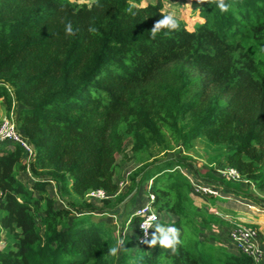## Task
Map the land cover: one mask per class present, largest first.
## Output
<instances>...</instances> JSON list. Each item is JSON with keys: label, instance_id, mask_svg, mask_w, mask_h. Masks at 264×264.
<instances>
[{"label": "trees", "instance_id": "obj_1", "mask_svg": "<svg viewBox=\"0 0 264 264\" xmlns=\"http://www.w3.org/2000/svg\"><path fill=\"white\" fill-rule=\"evenodd\" d=\"M80 1L0 0V98L34 151L26 161L20 145L0 143L1 226L11 238L0 264H116L114 226L101 218H116L144 188L159 215L174 216L158 223L178 228L182 243L175 253L148 248L133 215L137 232L118 264H256L201 240L228 221L198 206L187 167L206 139L218 167L243 178L198 175L221 191L209 199L225 208L232 196L253 204L250 188L264 192V0H225L226 12L217 0H190L202 22L174 16L179 28L155 39L154 23L170 14L163 0ZM128 141L137 168L118 193ZM178 148L186 156H168ZM100 189L112 198L97 207L88 194Z\"/></svg>", "mask_w": 264, "mask_h": 264}, {"label": "rangeland", "instance_id": "obj_2", "mask_svg": "<svg viewBox=\"0 0 264 264\" xmlns=\"http://www.w3.org/2000/svg\"><path fill=\"white\" fill-rule=\"evenodd\" d=\"M94 0H84L80 1V3H91ZM157 0H143V5H146L150 2H156ZM165 8L164 11L169 12L170 14L177 16L187 22L190 28H193L197 23H201L202 20L199 17L198 13H194L191 9V1L190 0H163ZM9 113L6 109V107L3 104V99L0 98V122L1 120L8 116ZM126 152L125 154L117 156V178L116 181L120 182L121 180L125 179V177L134 171L137 168V162L133 158V154L131 152V141H128L125 145ZM191 157H193L195 163L189 164L187 167L188 173L192 175L194 179L199 178L198 175L201 177L206 176L208 173H211V170L216 168L219 169L217 163L221 161V156L219 154L218 149L214 148L206 139H200L195 143V146L191 150L190 154ZM169 157H181L186 156L183 149L178 148L174 152H171L168 154ZM198 168H197V167ZM198 169V170H197ZM223 169V168H220ZM185 170V169H184ZM186 171V170H185ZM187 172V171H186ZM200 174H199V173ZM218 172V171H216ZM221 176V174L218 172ZM213 175V174H212ZM218 177L215 176L219 179ZM195 176V177H194ZM21 179L30 180L29 176L27 174H21ZM214 182V181H213ZM217 186V184L215 183ZM244 188H246L245 184H242ZM219 187V186H217ZM128 189V188H127ZM122 191L121 193H125L126 190ZM251 189V190H250ZM250 195H252V200L254 201L253 204H247L241 205L243 209L239 208V205L236 204V201L238 198L234 196V204L237 206L238 209L233 210H218L217 209V203L213 201V199H209L207 197L197 196L196 201L200 208H202L207 213H215L216 209L223 214L224 219H230L231 222H228L223 225H215L211 227V229L206 230L204 233L201 234V240H208L211 244L221 246L225 248L229 253H238V250L234 244L231 243L229 240V230L232 226V222L239 223L245 226H254L258 229H260L261 237L264 243V192H260L256 190L254 187L250 188ZM50 193L53 196H56V189L55 187L50 188ZM148 194L146 192V189L144 188L141 191V194L138 195L136 198L134 204L131 202L126 201L125 203L121 204L117 211L115 212L116 218H112L111 216H104L101 219H103L104 222L111 225L113 228L111 229L110 234V241L112 244H116L117 241L123 239L126 237L125 241V247L118 252V261H116V264L119 262V256L121 251L125 250L130 247L131 241L129 238H134L136 235L137 230L135 229L136 224L132 226V224H129V217L135 215L137 211V207L139 204H144L148 202ZM230 202V201H227ZM103 203H95V206L99 207ZM227 207V205H225ZM228 208V207H227ZM233 211V212H232ZM219 215V214H218ZM226 215V216H225ZM220 216V215H219ZM160 218L164 220H168V214L166 213H160ZM128 220V221H127ZM10 236L7 231H5L3 228H1L0 225V249H3L7 243L10 241ZM132 247V246H131ZM130 249V248H129ZM131 251V250H130Z\"/></svg>", "mask_w": 264, "mask_h": 264}, {"label": "built area", "instance_id": "obj_3", "mask_svg": "<svg viewBox=\"0 0 264 264\" xmlns=\"http://www.w3.org/2000/svg\"><path fill=\"white\" fill-rule=\"evenodd\" d=\"M17 115L15 110L13 109L11 113L4 117L0 122V143L3 142H10L16 145H20L26 154V161H29L33 155L34 151L32 146L28 143V141L22 136V134L18 131L16 125ZM180 171L184 172L183 169L179 168ZM222 177L231 179L235 182H243V178L241 174L234 168H224L217 170ZM130 173L125 177V179L118 182V193H121L125 189L128 188V176ZM192 188L193 193L196 196L202 197H222L221 191L213 186L205 185L196 181L194 178L188 176ZM88 198L95 202L101 203L105 200H108L110 197L106 191L104 190H95L88 194ZM155 201V196L150 195L148 197V202L142 204L135 213V217L139 218L138 223V240L139 242L143 238V231L140 228L141 224L147 222L150 224L149 234L155 229V225L158 223L160 219V215L157 210L152 206V202ZM155 217V219H152ZM228 222H231L230 219H225ZM229 240L232 244H234L238 251L242 254L250 257L256 264H264V243L261 237L260 229L252 227V226H245L239 223L232 222V226L229 230ZM141 243V242H140Z\"/></svg>", "mask_w": 264, "mask_h": 264}, {"label": "clouds", "instance_id": "obj_4", "mask_svg": "<svg viewBox=\"0 0 264 264\" xmlns=\"http://www.w3.org/2000/svg\"><path fill=\"white\" fill-rule=\"evenodd\" d=\"M218 8L221 12L228 11V5L225 3V0H217ZM179 28V23L172 14L164 15L162 18L157 20L152 29L150 30L151 38L155 39L157 34L162 29L168 30H176ZM90 31H94V29H90ZM66 34H73V26L69 22L65 27ZM155 219V217H152ZM150 224L145 222L140 225L141 230L144 235L141 239V243L146 245L148 248H155L159 246L163 249H171L173 253L176 252L177 246L182 243L180 236V230L175 226H164L159 223L155 225L154 231L149 234ZM125 247V241L123 239L117 241V245L109 249V254L116 256L120 250Z\"/></svg>", "mask_w": 264, "mask_h": 264}, {"label": "crops", "instance_id": "obj_5", "mask_svg": "<svg viewBox=\"0 0 264 264\" xmlns=\"http://www.w3.org/2000/svg\"><path fill=\"white\" fill-rule=\"evenodd\" d=\"M28 176H29V178L31 179V177H30V175L29 174H27ZM24 180V179H23ZM25 181V180H24ZM26 181H28V180H26ZM234 197L232 196L230 199L232 200ZM233 201V203H234V201H235V199L234 200H232ZM223 204V203H222ZM236 204H238L239 205V208L240 209H243V207H241V205H245V204H247V206H249L248 205V203H244V202H242L241 200H238L237 199V202H236ZM224 205V207L226 208V206L225 205H227V207L228 208H226L227 210H233L234 211V209H238L237 208V206H235L234 204H231V203H228V204H223ZM251 205V204H250ZM218 206V205H217ZM222 206V205H221ZM220 205L217 207V209L218 210H220V209H222V210H225V208H223V207H221ZM250 207V206H249ZM216 209V212H215V215L216 216H219V217H222L223 216V214H221L218 210ZM232 211V212H233ZM166 214H168V213H166ZM219 214V215H218ZM226 216V215H225ZM1 217H2V213L0 212V225H1ZM168 220H173L174 219V216L173 215H171V214H168ZM1 228H2V226H1Z\"/></svg>", "mask_w": 264, "mask_h": 264}]
</instances>
